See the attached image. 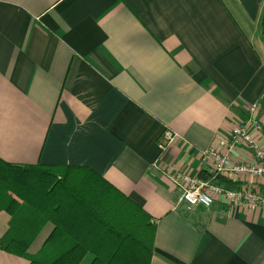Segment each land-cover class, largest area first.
I'll return each instance as SVG.
<instances>
[{
  "label": "crops",
  "instance_id": "1",
  "mask_svg": "<svg viewBox=\"0 0 264 264\" xmlns=\"http://www.w3.org/2000/svg\"><path fill=\"white\" fill-rule=\"evenodd\" d=\"M263 10L264 0H0V159L104 177L156 220L150 264H264L263 209L189 207L169 179L213 174L204 152L250 105L264 127ZM164 130L176 136L160 150ZM239 185L264 194V180ZM7 222L0 213V237ZM0 264L28 262L0 250Z\"/></svg>",
  "mask_w": 264,
  "mask_h": 264
},
{
  "label": "trees",
  "instance_id": "2",
  "mask_svg": "<svg viewBox=\"0 0 264 264\" xmlns=\"http://www.w3.org/2000/svg\"><path fill=\"white\" fill-rule=\"evenodd\" d=\"M260 41L264 45V10ZM230 191L239 182L201 178ZM0 250L28 264H150L156 220L89 167L20 165L0 159ZM42 237L35 252L31 248Z\"/></svg>",
  "mask_w": 264,
  "mask_h": 264
},
{
  "label": "built area",
  "instance_id": "3",
  "mask_svg": "<svg viewBox=\"0 0 264 264\" xmlns=\"http://www.w3.org/2000/svg\"><path fill=\"white\" fill-rule=\"evenodd\" d=\"M257 106L245 109L243 119L233 123L230 129L215 137L212 145L204 152L207 165L215 176H222L239 183H260L264 180V127L256 118ZM176 134L164 130L158 139V147H169ZM240 149L244 157L235 159L233 152ZM173 187L179 191L178 202L189 207L209 208L219 199L231 208L264 210V194L245 186L237 191L202 180L175 173L169 177Z\"/></svg>",
  "mask_w": 264,
  "mask_h": 264
},
{
  "label": "rangeland",
  "instance_id": "4",
  "mask_svg": "<svg viewBox=\"0 0 264 264\" xmlns=\"http://www.w3.org/2000/svg\"><path fill=\"white\" fill-rule=\"evenodd\" d=\"M171 182V181H170ZM172 184V183H171ZM39 243V242H38ZM38 243H37V245H38ZM91 256L90 255H88V256H86L85 258H84V260L81 262V264H88L89 262H90V260H91Z\"/></svg>",
  "mask_w": 264,
  "mask_h": 264
},
{
  "label": "water",
  "instance_id": "5",
  "mask_svg": "<svg viewBox=\"0 0 264 264\" xmlns=\"http://www.w3.org/2000/svg\"><path fill=\"white\" fill-rule=\"evenodd\" d=\"M259 48H260V51H261L262 56H263V58H264V45L262 44L261 41H259Z\"/></svg>",
  "mask_w": 264,
  "mask_h": 264
}]
</instances>
